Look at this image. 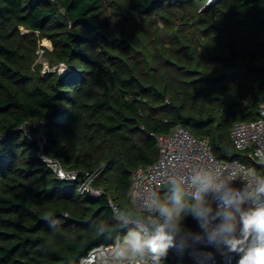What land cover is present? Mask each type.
I'll return each mask as SVG.
<instances>
[{"label": "trees", "instance_id": "obj_1", "mask_svg": "<svg viewBox=\"0 0 264 264\" xmlns=\"http://www.w3.org/2000/svg\"><path fill=\"white\" fill-rule=\"evenodd\" d=\"M119 1L126 12L114 0H0V264H79L121 238L133 227L110 201L129 219L149 215L131 202L133 172L156 162V136L179 125L215 157L247 161L230 135L264 104V0H218L202 16L199 0ZM39 37L68 72L34 71ZM31 120L45 126V155L77 180L39 158L22 129ZM86 174L99 195L78 192Z\"/></svg>", "mask_w": 264, "mask_h": 264}, {"label": "clouds", "instance_id": "obj_2", "mask_svg": "<svg viewBox=\"0 0 264 264\" xmlns=\"http://www.w3.org/2000/svg\"><path fill=\"white\" fill-rule=\"evenodd\" d=\"M255 155L264 165V150ZM168 183L171 195L153 198L146 206L151 214L133 221L135 227L115 239L111 247L115 261L162 264L168 250L177 246V237L181 248L188 243L192 232L185 231L183 222L192 216L200 229L196 242L237 254L236 264H264V174L253 170L237 187L215 170L201 168L188 177L173 176Z\"/></svg>", "mask_w": 264, "mask_h": 264}, {"label": "built area", "instance_id": "obj_3", "mask_svg": "<svg viewBox=\"0 0 264 264\" xmlns=\"http://www.w3.org/2000/svg\"><path fill=\"white\" fill-rule=\"evenodd\" d=\"M23 131L28 139L38 141L39 158L60 179L75 181L78 173L67 170L61 161L55 157H48L43 152L46 142L45 126L41 120L27 121ZM34 129L37 133L32 134ZM35 137V138H34ZM231 141L234 147L246 156V162L237 159L224 160L215 157L207 140L198 139L187 128L179 125L167 135L156 136L158 144V158L151 166H139L132 176L130 198L136 211L151 214L146 206L153 198L158 196L162 189L169 186V179L173 176L188 177L194 169L208 168L215 170L224 180L232 181L234 186L242 187L250 179L253 170L264 174V165L257 159L255 153L264 150V104L261 106L259 116L251 121H237L231 130ZM95 174H86L84 182L79 186L80 194L90 193L97 196L101 190L93 187ZM211 196L209 200L211 201ZM110 205L117 218L132 226L135 220L125 217L117 205L111 200ZM215 209V204L213 205ZM200 231L191 229L192 235L188 238L185 247L180 246V237H177V246L168 250V255L162 264H236L239 256L228 253L213 245H205L195 241V233ZM114 243L100 244L93 247L84 255L79 264H121L111 257V247ZM212 256L209 258L208 254ZM129 264V262H123ZM130 264H137L136 261Z\"/></svg>", "mask_w": 264, "mask_h": 264}, {"label": "rangeland", "instance_id": "obj_4", "mask_svg": "<svg viewBox=\"0 0 264 264\" xmlns=\"http://www.w3.org/2000/svg\"><path fill=\"white\" fill-rule=\"evenodd\" d=\"M217 1L218 0H199L198 5H197V9H196L197 10L196 14L199 16H202ZM116 2H117V4H119V7L115 10L118 12H126L124 5L119 0H114V3H116ZM107 3L109 4V1ZM110 8H113V7H110ZM112 10L113 9H111L109 12H112ZM113 13H114V11H113ZM129 15L132 16L133 18L136 16L134 13L133 14L129 13ZM175 15L166 14L165 16H168L171 18L173 17V21H175V20H179L183 16V12H176ZM159 18H160L159 15L153 16V20H154L153 24H155V26H158L160 28L161 32L164 34L167 32H170V30L167 31V28H165L164 24L161 23L162 21ZM157 20H159V22H156ZM143 24H145V23H143ZM19 29L22 33H30V30L26 29L24 27H20ZM52 50H53L52 43L48 39L40 38V37L38 38L36 50L32 55L33 60H34L33 68H34V71L36 73L43 76V75H46L47 73H53L55 71H57L61 74H65L66 72L69 71L70 68L68 65H66L62 62H57L53 58V56L50 54V52ZM31 132L33 135L37 133L34 129H32ZM36 142L38 143L37 140H36ZM45 146H46V142H45V145L43 147V152L45 151Z\"/></svg>", "mask_w": 264, "mask_h": 264}]
</instances>
